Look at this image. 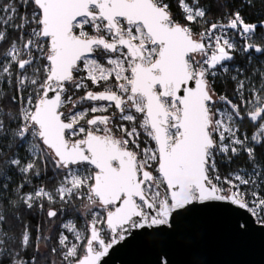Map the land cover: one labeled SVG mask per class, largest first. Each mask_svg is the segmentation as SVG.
Here are the masks:
<instances>
[{"label":"snow or ice","instance_id":"1","mask_svg":"<svg viewBox=\"0 0 264 264\" xmlns=\"http://www.w3.org/2000/svg\"><path fill=\"white\" fill-rule=\"evenodd\" d=\"M179 4L184 22L166 0H0V46L7 44L0 51V88L15 93L14 110L0 108V139L8 140L10 153L16 149L0 160V191H8L6 172L15 169L25 179L10 208L43 210L47 202L50 221L72 214L51 250L63 264H101L133 230H171L175 217L196 204L225 202L264 227V165L255 163V147L264 144V72L256 86L239 80L244 70L229 64L236 52L264 53L250 42L264 23H246L236 11L227 23L196 34L190 25H207L208 9L199 0ZM9 26L18 34L10 40ZM229 72L239 80L236 103L212 86ZM87 81L101 90L68 94L88 89ZM86 102L92 106L78 110ZM245 119L258 125L252 147L239 134ZM242 153L252 170L221 179L217 157L231 163ZM49 164L56 186L24 192L29 177ZM7 219L0 207V258L29 264L21 253L32 246L39 254V241L50 236L38 227L33 245L30 226L17 238L5 231ZM17 240L19 249L9 246Z\"/></svg>","mask_w":264,"mask_h":264},{"label":"trees","instance_id":"2","mask_svg":"<svg viewBox=\"0 0 264 264\" xmlns=\"http://www.w3.org/2000/svg\"><path fill=\"white\" fill-rule=\"evenodd\" d=\"M169 3L170 11L173 14V17L178 22L183 21V12L180 7L179 0H166ZM199 4L201 7H205L208 9L206 14L207 25L203 21L200 24H192V30L194 33L199 34L205 27L210 26L211 23L215 22H223L227 23L229 13H234L236 11L240 12V15L243 17L246 23L261 25L264 23V0H199ZM24 9L21 8L20 12L23 13ZM31 12V8L28 9ZM19 23V20L16 21ZM2 30V29H1ZM17 33H14L9 26L8 36L9 40L13 39L17 36ZM255 45L264 46V26H258L255 30V34L250 41ZM237 43L239 45H243L244 41L240 40L237 37ZM7 47V44L0 46V51ZM230 66H237L240 69L244 70V77L250 79L253 84L259 86L260 84V76L258 75L261 72H264V53H257L255 50H251L249 53L245 54L244 52H236L234 53V60L229 62ZM256 73V75H254ZM234 75V72H229L228 74L221 73L216 77L213 88L217 95H226L229 99L233 101V103L238 102V98L236 96V86L237 81L234 82L231 79V76ZM88 89H80V90H70L69 95H73L74 97H82L85 95L87 90L92 91H100V88L93 86L90 81H87ZM252 87V84H246L245 96L246 98H250L248 96V89ZM7 93L8 98L0 99V108L7 109L9 111H13V106L9 103V98L15 93L8 89L7 85H3L0 88V97L4 96V93ZM92 105L90 103H85L82 106H78L79 109L83 110V108H90ZM248 110H251L250 108ZM258 125H255L253 122L245 119L240 127V134L245 133L248 137H251L257 131ZM141 147H145L143 143L144 137L141 135ZM264 139V137H262ZM7 139H0V160L7 158L9 155L14 153L16 149H12L10 153L7 149L8 145ZM253 146V145H252ZM19 150H22L19 149ZM255 163L258 165H264V144L255 147ZM217 167L219 170V175L221 179L228 176L229 173L240 170L241 168L251 169L253 167V163L249 161V157L246 153H242L240 155L235 156L231 163H228L226 160H223V157H217ZM0 171H4L0 169ZM6 174L11 177V182L9 183L8 191L3 192L1 196L6 197L7 199L0 200V207H3L8 212L7 223L4 225L5 231L9 232V235H15L17 238L21 235L24 230L25 225L30 226L31 231V240L32 244L36 243L37 236V228L39 227L41 230V234L43 236H50L48 240H40L39 246L40 248L39 254L35 253L34 247L30 246L26 248L21 255L26 261H29L31 264V258L33 255H36L35 264H63L60 253L57 252L55 255L52 253V248L57 247V239L61 229L59 225L64 221L73 219L71 213L68 215L61 214L60 216L54 218L53 220H49L47 217V210L51 206L47 202L44 204V209L40 210L38 207L28 211L23 206L20 207L19 211H14L9 207L8 201L10 199H15L13 196V190L17 187L19 183H21L25 177L17 174L15 169L11 171H7ZM30 183L26 184L23 191L29 192L33 191L35 187H39L41 185L45 186L48 190H52L56 186V180L54 179V172L51 164H49L46 171H42L39 177L30 176ZM4 181L0 178V184H3ZM227 187V185H225ZM79 203V202H77ZM55 207H60L59 204L55 205ZM19 216L20 219L17 220L15 217ZM78 225L83 226L84 220L80 218L77 220ZM67 234V233H66ZM71 238V237H70ZM10 247H16L19 249V240H17L15 245H9ZM0 264H9V259L6 257L0 258Z\"/></svg>","mask_w":264,"mask_h":264},{"label":"water","instance_id":"3","mask_svg":"<svg viewBox=\"0 0 264 264\" xmlns=\"http://www.w3.org/2000/svg\"><path fill=\"white\" fill-rule=\"evenodd\" d=\"M208 203L184 210L171 230H133L101 264H264V227L236 206Z\"/></svg>","mask_w":264,"mask_h":264},{"label":"rangeland","instance_id":"4","mask_svg":"<svg viewBox=\"0 0 264 264\" xmlns=\"http://www.w3.org/2000/svg\"><path fill=\"white\" fill-rule=\"evenodd\" d=\"M186 2H188V3H191L192 2V0H186ZM198 24H200V23H198ZM2 29V27H0V30ZM230 67H232V68H234V67H237V66H230ZM234 75H235V73H234ZM245 79H247L246 77H244V75L243 76H241V77H239V80H245ZM239 80L237 81V83L239 82ZM237 87V86H236ZM236 96H237V94H236ZM78 110H81V109H79V107H78ZM82 111V110H81ZM239 134H240V132H239ZM244 134L245 133H241L240 134V136H241V138L243 139L244 138ZM248 137V136H247ZM252 137V136H251ZM251 137H248L249 138V147H252V145H253V142H251ZM19 155L21 156V157H24L25 156V148H22V150H19ZM253 168V167H252ZM252 168L251 169H245V168H241V169H244V170H247V171H251L252 170ZM236 172V171H235ZM235 172H231V173H235ZM230 174V173H229ZM229 176V175H228ZM247 190V188H246V186H242L241 187V191H246ZM3 194V192L2 191H0V196ZM261 195L262 196H264V192H262L261 193ZM65 222V221H64ZM39 248H42V246H39Z\"/></svg>","mask_w":264,"mask_h":264}]
</instances>
